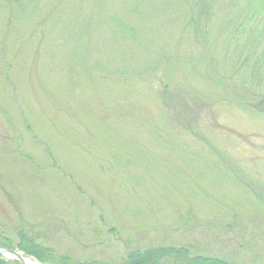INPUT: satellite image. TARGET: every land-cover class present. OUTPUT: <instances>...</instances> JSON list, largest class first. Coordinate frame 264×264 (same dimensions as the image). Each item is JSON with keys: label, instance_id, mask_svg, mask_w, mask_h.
<instances>
[{"label": "rangeland", "instance_id": "rangeland-1", "mask_svg": "<svg viewBox=\"0 0 264 264\" xmlns=\"http://www.w3.org/2000/svg\"><path fill=\"white\" fill-rule=\"evenodd\" d=\"M257 107L264 0H0V236L264 264Z\"/></svg>", "mask_w": 264, "mask_h": 264}, {"label": "trees", "instance_id": "trees-1", "mask_svg": "<svg viewBox=\"0 0 264 264\" xmlns=\"http://www.w3.org/2000/svg\"><path fill=\"white\" fill-rule=\"evenodd\" d=\"M256 109L262 111L264 109H260L257 107ZM20 243V242H19ZM18 248L24 251L27 255L30 254L34 256L37 260L50 264H59L57 262H53L52 259H55L53 256H43L40 255L37 251H34L32 246L29 245L30 241L24 240L23 243H20ZM0 246L6 248H13V243L9 238H4L0 236ZM32 256V257H33ZM0 264H17L14 261L5 260L0 257ZM61 264H67L66 261H63ZM80 264H94L92 261L82 262ZM122 264H227L222 260H213L209 258H204L200 256L191 257L184 249H148L142 252L131 251L127 254Z\"/></svg>", "mask_w": 264, "mask_h": 264}, {"label": "water", "instance_id": "water-1", "mask_svg": "<svg viewBox=\"0 0 264 264\" xmlns=\"http://www.w3.org/2000/svg\"><path fill=\"white\" fill-rule=\"evenodd\" d=\"M0 255L4 257H11L14 261L18 262L19 264H24V258L20 256V252L17 249H7L5 247H0Z\"/></svg>", "mask_w": 264, "mask_h": 264}, {"label": "bare ground", "instance_id": "bare-ground-1", "mask_svg": "<svg viewBox=\"0 0 264 264\" xmlns=\"http://www.w3.org/2000/svg\"><path fill=\"white\" fill-rule=\"evenodd\" d=\"M24 264H36V263L33 262L32 260L28 259V258H25Z\"/></svg>", "mask_w": 264, "mask_h": 264}]
</instances>
